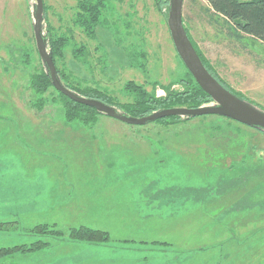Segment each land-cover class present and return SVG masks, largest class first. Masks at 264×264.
<instances>
[{"label":"rangeland","instance_id":"rangeland-1","mask_svg":"<svg viewBox=\"0 0 264 264\" xmlns=\"http://www.w3.org/2000/svg\"><path fill=\"white\" fill-rule=\"evenodd\" d=\"M109 3L108 29L89 39L74 25L77 0H43V35L70 40L57 68L120 104L132 101L128 82L163 96L161 88L185 80L167 27L169 0L162 8L153 0ZM195 3L184 0L182 19L205 64L264 111V46L238 41ZM34 6L0 0V222L7 224L0 248L47 246L0 264H264V134L216 116L143 126L101 116L88 130L64 122L52 85L44 107L33 106L29 78L45 71ZM40 225L61 236L29 232ZM80 226L105 232L108 242L71 240L69 230Z\"/></svg>","mask_w":264,"mask_h":264},{"label":"trees","instance_id":"trees-1","mask_svg":"<svg viewBox=\"0 0 264 264\" xmlns=\"http://www.w3.org/2000/svg\"><path fill=\"white\" fill-rule=\"evenodd\" d=\"M160 8L166 7L168 0H153ZM192 3L202 1L207 5V8L202 9L205 14L209 15L212 20H223L230 30L232 36L238 41L243 38H250L264 46V0H190ZM113 10L109 0H77V13L75 14L74 25L81 30V32L89 39H95L100 30L108 29V21L106 18L107 11ZM164 16L166 13L164 12ZM184 20L182 19V22ZM184 25V22H183ZM185 29V27H184ZM186 34L191 41L188 31L185 29ZM47 47L52 54L54 64L56 66L57 74L68 89L78 93L79 95L100 101L107 105L113 106L116 109H121L125 114L142 118L151 115L160 109H168L174 107L198 108L207 105L211 102L210 97L206 95L200 87L195 83L192 76L187 71L185 80L175 83V87H163V96H157L153 91L147 92L143 86L135 85L128 82L124 90L126 94L131 97V103L120 104L109 96L106 92L99 89L90 87H81L74 79L69 78L64 72L57 68V61L63 58L64 50L69 47L70 40L68 37L60 35L55 36L51 30L47 32ZM192 43V41H191ZM195 51L197 52L202 64L207 71L228 91L232 92L226 87L218 78L212 73L205 61L197 51L192 43ZM72 55L76 60L82 59L84 55L83 47L72 49ZM138 57L143 58V54ZM133 58V57H132ZM133 67L143 70L141 63L136 59ZM71 79V81H70ZM51 87L50 80L42 69L38 74L32 75L29 78V88L36 96V102L33 106L38 105V108L44 107L42 97ZM57 99L62 110L63 120L66 124H78L88 130L92 129L98 119L102 116L98 114L93 108L80 105L63 96L61 93L56 92ZM237 98L245 100L241 96L234 94ZM207 117V116H202ZM221 118V117H220ZM193 118H179L171 117L161 119L157 123L174 124L180 122H187ZM7 230V224L0 222V231ZM30 233L39 236H61V232L48 225H40L32 228ZM69 238L76 242H87L91 244L107 243L109 240L105 232L90 229L84 226L72 228L69 230ZM47 243L42 240H37L30 244L28 247L24 245L13 246L11 248H0V258L10 255L14 252L29 253L35 252L39 249L45 248Z\"/></svg>","mask_w":264,"mask_h":264},{"label":"water","instance_id":"water-1","mask_svg":"<svg viewBox=\"0 0 264 264\" xmlns=\"http://www.w3.org/2000/svg\"><path fill=\"white\" fill-rule=\"evenodd\" d=\"M183 4L184 0H169L167 27L177 55L195 83L210 97L211 102L209 104L194 109L186 107L160 109L149 116L135 118L118 111L113 106L83 97L68 89L63 85L57 74L52 54L47 48V37L42 33L43 0H35L33 9L35 44L52 87L71 101L93 108L98 114L127 125L143 126L171 117L197 118L216 116L229 119L264 134V111L246 100L237 98L225 89L202 64L184 29L182 22Z\"/></svg>","mask_w":264,"mask_h":264}]
</instances>
